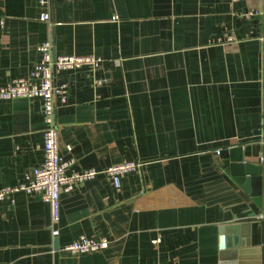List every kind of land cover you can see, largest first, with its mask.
I'll return each mask as SVG.
<instances>
[{
	"label": "crops",
	"instance_id": "0c3cea01",
	"mask_svg": "<svg viewBox=\"0 0 264 264\" xmlns=\"http://www.w3.org/2000/svg\"><path fill=\"white\" fill-rule=\"evenodd\" d=\"M41 11L0 0V84L26 75L46 39L55 54L100 56L93 70L54 72L67 87L59 155L68 172H97L60 192L57 236L40 193L1 199L0 264H225L235 237L223 227L247 216L251 196L218 149L264 152V0H52L51 24ZM41 106L0 99V187L42 161ZM122 160L142 165L117 190L105 169ZM82 233L108 245L64 248ZM249 236L261 252L258 222Z\"/></svg>",
	"mask_w": 264,
	"mask_h": 264
},
{
	"label": "built area",
	"instance_id": "2783aa9c",
	"mask_svg": "<svg viewBox=\"0 0 264 264\" xmlns=\"http://www.w3.org/2000/svg\"><path fill=\"white\" fill-rule=\"evenodd\" d=\"M38 1L42 6L39 18L49 24L53 23L52 0ZM227 39L228 41L237 40L233 33L228 34ZM38 49L41 52V58L26 75L12 77L0 84V99H12L18 96L41 98V111L45 122L42 143L44 156L40 164L34 166L31 172L26 174L25 181L0 187V200L7 197L13 201L12 193L18 189L40 193L41 197L49 203L50 218L54 224L52 234L57 236L59 228L56 224L60 218V192L74 189L79 182L93 177L97 171L94 168H81L68 172L67 168L72 160H63L59 155L56 108L58 104L66 101L67 87L66 84L55 83L54 72L61 68L84 66L93 70L99 65L101 58L94 54H55L50 39L40 43ZM141 165L140 160H122L107 167L105 172L110 176L114 188L118 190L121 186V176ZM107 245L108 239L105 236L82 233L64 244V248L75 252H87L105 248Z\"/></svg>",
	"mask_w": 264,
	"mask_h": 264
},
{
	"label": "water",
	"instance_id": "95a60500",
	"mask_svg": "<svg viewBox=\"0 0 264 264\" xmlns=\"http://www.w3.org/2000/svg\"><path fill=\"white\" fill-rule=\"evenodd\" d=\"M221 157L226 166L231 168L238 182L249 192L251 196L250 208L247 216L241 219L236 217L234 222L223 227L228 233H234L235 239L228 245V256L223 263L246 264L250 255L256 256L254 264H264V152L256 161L247 160L243 154L242 143L228 144L220 149ZM254 222H258L262 234V249L252 246L250 232ZM232 237V236H231ZM231 239V238H230ZM57 244V238H55ZM257 253H252V251Z\"/></svg>",
	"mask_w": 264,
	"mask_h": 264
}]
</instances>
